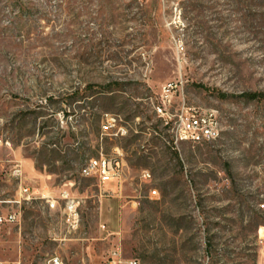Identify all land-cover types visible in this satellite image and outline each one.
<instances>
[{
  "label": "rangeland",
  "instance_id": "374dc122",
  "mask_svg": "<svg viewBox=\"0 0 264 264\" xmlns=\"http://www.w3.org/2000/svg\"><path fill=\"white\" fill-rule=\"evenodd\" d=\"M168 82L182 85L172 111L181 96L212 110L219 137L172 147L152 107ZM250 92L264 93V0H0V201L18 165L30 191L78 202L74 228L63 200L1 202L20 216L0 230V264H103L113 248L264 264V98ZM100 154L123 160L121 186L80 175Z\"/></svg>",
  "mask_w": 264,
  "mask_h": 264
},
{
  "label": "built area",
  "instance_id": "2783aa9c",
  "mask_svg": "<svg viewBox=\"0 0 264 264\" xmlns=\"http://www.w3.org/2000/svg\"><path fill=\"white\" fill-rule=\"evenodd\" d=\"M171 82L165 83L161 86L159 96L155 102L152 103L155 114L161 117L164 125L170 131V141L172 147H178L181 143L200 144L206 141L215 140L219 137L220 126L217 121L216 115L212 110L204 109L196 106H190L185 103L183 96L179 97L174 111L172 108L175 101L173 96L176 88H181ZM117 122L113 116L106 117V124L102 125L103 129L116 128ZM107 132V130H103ZM116 135L125 136V127L118 126L116 128ZM123 160L117 155L111 158L104 154L97 157H90L85 164L80 168V175L86 178H92L99 183L114 181L115 185L121 186ZM21 169L15 165L11 170V175L19 180L17 193L12 200L0 201L3 203H14L20 206L23 200L32 198L44 199L49 208L55 207L59 200L64 201L62 212L65 215L67 226L74 228L78 222L77 213V200L70 195L67 190H61L57 198L51 197L46 193H38L30 191L27 186L22 184ZM143 180L149 179L150 174L147 170H143L140 174ZM151 194H156L155 189L150 190ZM20 216V209L8 210L5 212L0 211V230L7 224L16 223ZM103 227V225H101ZM43 264H63L62 259L57 255H51L44 259ZM103 264H141L140 260L136 257H123L118 248L110 250L108 257Z\"/></svg>",
  "mask_w": 264,
  "mask_h": 264
},
{
  "label": "trees",
  "instance_id": "16d2710c",
  "mask_svg": "<svg viewBox=\"0 0 264 264\" xmlns=\"http://www.w3.org/2000/svg\"><path fill=\"white\" fill-rule=\"evenodd\" d=\"M245 95L251 99H262V98H264L263 92H250V93H247Z\"/></svg>",
  "mask_w": 264,
  "mask_h": 264
},
{
  "label": "bare ground",
  "instance_id": "6f19581e",
  "mask_svg": "<svg viewBox=\"0 0 264 264\" xmlns=\"http://www.w3.org/2000/svg\"><path fill=\"white\" fill-rule=\"evenodd\" d=\"M111 131V130H110ZM171 142V141H170Z\"/></svg>",
  "mask_w": 264,
  "mask_h": 264
}]
</instances>
